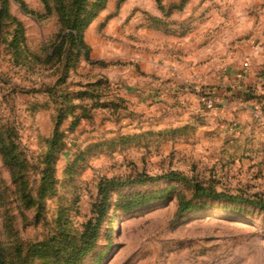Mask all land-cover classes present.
Listing matches in <instances>:
<instances>
[{
    "label": "rangeland",
    "instance_id": "obj_1",
    "mask_svg": "<svg viewBox=\"0 0 264 264\" xmlns=\"http://www.w3.org/2000/svg\"><path fill=\"white\" fill-rule=\"evenodd\" d=\"M22 1L33 14L9 5L19 51L0 46V130L35 196L56 154L37 220L0 153L8 250L19 260L28 244L93 223L97 246L79 264H264V0H109L84 32L87 48L62 54L53 0ZM171 171L182 180L160 178ZM141 176L156 180L114 189L99 215L102 180ZM196 183L231 197H194ZM172 188L139 208L118 205ZM178 192L195 211L178 213Z\"/></svg>",
    "mask_w": 264,
    "mask_h": 264
},
{
    "label": "trees",
    "instance_id": "obj_2",
    "mask_svg": "<svg viewBox=\"0 0 264 264\" xmlns=\"http://www.w3.org/2000/svg\"><path fill=\"white\" fill-rule=\"evenodd\" d=\"M13 1L20 4L26 12L33 14V11L27 8L24 1ZM43 1L49 8L50 0ZM108 1L109 0H95L93 3H89V0H53L62 24L59 40L55 46V53L62 54L67 44L72 46L79 53L86 49L87 45L84 41V32L92 19L106 7ZM10 2L11 0H0V46L6 44L11 51L17 53L20 43L23 42L24 35L22 33L21 24L16 21L9 12ZM7 21H12L10 27L13 26V24H15L16 27L11 29V31H3L2 27ZM60 119L56 124V132L60 126ZM53 145H55V143ZM15 148V139L10 136L7 141L5 132L0 130V153L3 157L4 164L11 173L12 182L16 185L17 194L23 200L26 207H32L36 210V218L38 220L42 211L41 200L51 191L54 184L52 162L56 153L53 149L48 153L45 161L46 167L43 169L40 179V187L35 196L29 186L25 164L19 163V157L17 153L14 152ZM160 178L182 180L183 177L180 173L171 171ZM154 180L156 179L149 176H141L132 181H121L116 179L102 180L98 187V197L100 201L98 207L99 215H105L111 199V191L114 189L128 184H139ZM193 187L195 192L194 197H199L200 195H205L207 197H231L225 194L215 193L211 189L205 188L200 183H196ZM175 190V188H172L166 189L161 193L138 192L134 195L120 196L118 205L124 211L132 210L145 206L153 201L172 197L175 194ZM176 195L178 196V213H187L196 210L195 208L197 207H194L191 201H187L181 192L176 193ZM236 198L238 197H232V199ZM261 204L264 205V203ZM57 239V237H53V239L41 241L37 244H28L25 253H23L18 260V257H15L8 250L7 245L0 236V264H28L29 260L34 257L48 259V261L43 264H79L97 246L99 240L98 225L93 223L85 224L83 230L73 239L64 234H62V239Z\"/></svg>",
    "mask_w": 264,
    "mask_h": 264
},
{
    "label": "crops",
    "instance_id": "obj_3",
    "mask_svg": "<svg viewBox=\"0 0 264 264\" xmlns=\"http://www.w3.org/2000/svg\"><path fill=\"white\" fill-rule=\"evenodd\" d=\"M231 80H233V81H236L237 80V78H238V80H241L240 78H242V77H240V74H237V72H234V71H231V74H230V77H229ZM228 77H226V80L227 79H229ZM225 79V78H224ZM230 111V109H228V110H226V112H229Z\"/></svg>",
    "mask_w": 264,
    "mask_h": 264
},
{
    "label": "built area",
    "instance_id": "obj_4",
    "mask_svg": "<svg viewBox=\"0 0 264 264\" xmlns=\"http://www.w3.org/2000/svg\"><path fill=\"white\" fill-rule=\"evenodd\" d=\"M244 66H245V67H248V66H249V63L246 61V62L244 63ZM209 106H210V107H211V106L213 107V103H212V104L209 103Z\"/></svg>",
    "mask_w": 264,
    "mask_h": 264
}]
</instances>
